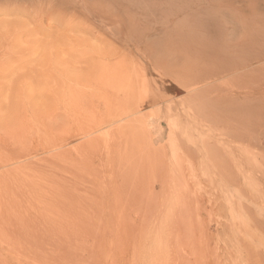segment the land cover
<instances>
[{"label": "rangeland", "instance_id": "374dc122", "mask_svg": "<svg viewBox=\"0 0 264 264\" xmlns=\"http://www.w3.org/2000/svg\"><path fill=\"white\" fill-rule=\"evenodd\" d=\"M220 1L0 0V264H264V0Z\"/></svg>", "mask_w": 264, "mask_h": 264}, {"label": "bare ground", "instance_id": "6f19581e", "mask_svg": "<svg viewBox=\"0 0 264 264\" xmlns=\"http://www.w3.org/2000/svg\"><path fill=\"white\" fill-rule=\"evenodd\" d=\"M215 1H216V0H215ZM217 1H220V0H217ZM221 1H222V0H221ZM221 1H220V2H221ZM222 2H223V1H222ZM218 10H219V9H218ZM216 12H218V11H216ZM210 15H211V14H210ZM216 15H217V14L215 13V14L213 15V17L216 18V17H215ZM209 17H210V16H209ZM210 18L212 19V15H211ZM210 18H209V19H210ZM207 19H208V18H207ZM213 22H214V21H213ZM192 28H193V27H192ZM195 38H196V37H195Z\"/></svg>", "mask_w": 264, "mask_h": 264}]
</instances>
